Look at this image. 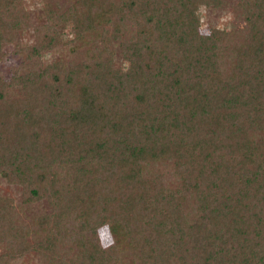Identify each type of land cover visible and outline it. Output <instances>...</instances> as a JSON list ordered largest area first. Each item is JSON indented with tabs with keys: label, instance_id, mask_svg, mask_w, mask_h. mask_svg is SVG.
Instances as JSON below:
<instances>
[{
	"label": "trees",
	"instance_id": "16d2710c",
	"mask_svg": "<svg viewBox=\"0 0 264 264\" xmlns=\"http://www.w3.org/2000/svg\"><path fill=\"white\" fill-rule=\"evenodd\" d=\"M23 1L0 0V61L20 60L0 76V176L52 210L27 226L0 196V264H264V0H239L237 43L198 33L195 5L221 0H41L26 46ZM171 160L170 187L143 172Z\"/></svg>",
	"mask_w": 264,
	"mask_h": 264
},
{
	"label": "rangeland",
	"instance_id": "374dc122",
	"mask_svg": "<svg viewBox=\"0 0 264 264\" xmlns=\"http://www.w3.org/2000/svg\"><path fill=\"white\" fill-rule=\"evenodd\" d=\"M41 4V0L23 1L24 9L29 12L30 26L19 34V42L22 46L33 44L36 37L34 28L45 23L44 18L37 16ZM194 9L197 13L198 33L203 37H208L213 31H219L222 32L225 37H228V39L231 40L234 39V43H237L248 34L247 18L240 12L239 0H221L219 4H196ZM51 32H53L55 37L58 38L56 44L58 51L61 52L64 49V53L68 54L72 49L71 52H73V48L68 46L70 43H75L76 41V30L71 21L55 25ZM3 50V52H5V57L0 61V76L3 78H9L12 72L18 67L20 60L14 55L12 45L4 47ZM81 51L82 49H79L77 54L81 53ZM107 53L109 63L114 69L121 72H126L128 70V63L121 58L120 50L117 46L108 44ZM51 59L52 57L50 55H45L39 60V62H36L43 64ZM233 61H229V63H232ZM29 67H32V65L30 64ZM176 165L177 164L174 160L167 161L164 165L148 161L143 164V172L146 175L145 170L148 169L147 171L152 173L158 172L159 174H165L160 180L162 186L165 187L169 181H176L179 183V180L174 176L176 175V169H178L175 168ZM146 177L148 176L146 175ZM166 187H170V185H167ZM171 187L173 186L171 185ZM22 193L23 191L20 186L10 185L4 177L0 176V196L13 200L16 208L15 210L18 211L20 217V219L18 218V221L22 224L28 226L35 215L46 214L52 210L51 206H49L48 202L45 200L31 203L28 206L21 204L22 195L24 194ZM99 230H101V228ZM99 234L102 243L106 245L109 241L107 230L102 229ZM29 260L30 264L36 263V258L34 259V256L30 257L23 255V257L17 260L16 264H26Z\"/></svg>",
	"mask_w": 264,
	"mask_h": 264
}]
</instances>
